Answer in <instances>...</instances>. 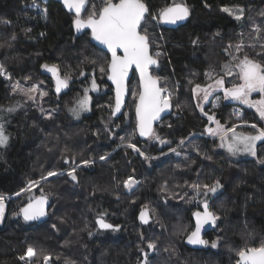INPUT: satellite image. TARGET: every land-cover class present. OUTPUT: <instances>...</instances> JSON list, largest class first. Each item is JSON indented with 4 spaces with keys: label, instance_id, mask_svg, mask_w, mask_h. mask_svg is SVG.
Returning a JSON list of instances; mask_svg holds the SVG:
<instances>
[{
    "label": "trees",
    "instance_id": "trees-1",
    "mask_svg": "<svg viewBox=\"0 0 264 264\" xmlns=\"http://www.w3.org/2000/svg\"><path fill=\"white\" fill-rule=\"evenodd\" d=\"M86 1L82 19L90 4L95 10L102 7V0ZM171 1L143 0L148 17ZM32 2L44 8V21L26 9ZM182 3L189 9L187 21L168 29L154 20L158 30H151L154 37H149L150 44L161 49L158 58L153 54L159 67L151 74L159 78L161 87L163 77L176 82L178 95L171 96L170 102L172 111L178 105L181 114L163 118L159 122L163 125L154 126V136L141 139L134 117L139 92L134 73L126 107L115 118L106 109L107 105L113 108L112 89L106 82L108 66L98 68L92 63L93 54L102 51L91 43L89 31L75 33L76 16L52 0H0V66L5 74H0V112L18 99L24 105L0 120L8 135L7 145L0 149V196L4 198L0 264H145V254L147 264H236L239 249L264 242V163L260 158L264 141L258 144L256 158L233 160L218 149V138H211L207 131L219 121L225 130L255 134L251 125L262 128L261 121L250 108L234 118V103L223 102L211 109L209 98L203 105V95L193 93L197 84L206 87L217 80L207 79L206 72L218 71L227 61V49L241 40L245 47L237 56L264 63V43L257 40H264V0ZM224 8L243 9L242 21L230 17ZM260 10L261 34L256 37L250 32L251 14ZM45 65H55L60 79L68 80L70 87L56 93L55 80ZM93 80L99 91L91 94L90 112L74 121L65 110ZM37 83L44 86L46 95L41 101L25 102L19 89ZM43 109L46 113L56 109V113L45 117ZM209 115L214 121H209ZM126 143L150 157L165 155L156 160L141 158ZM102 157L106 160L100 161ZM69 169H74L75 180L69 173L45 178L50 172ZM129 177L139 184L127 193L123 183ZM217 182L221 189L214 195L203 187ZM194 184L201 188L194 189ZM39 195L50 200L48 219L26 224L19 210ZM204 201L218 219L204 237L205 247L192 250L184 241L194 228L193 214ZM142 209L150 213L148 226L137 220ZM98 215L120 228L99 231L94 223ZM149 242L156 247L149 249ZM28 248L36 252L31 262L21 259ZM59 255L65 259L60 261Z\"/></svg>",
    "mask_w": 264,
    "mask_h": 264
},
{
    "label": "snow or ice",
    "instance_id": "snow-or-ice-1",
    "mask_svg": "<svg viewBox=\"0 0 264 264\" xmlns=\"http://www.w3.org/2000/svg\"><path fill=\"white\" fill-rule=\"evenodd\" d=\"M63 3L70 11L74 10L77 31L82 28H90L93 38L105 45L111 53V60L108 64V72L110 73L108 79L115 84L116 88L115 112L120 111L123 98L128 90L125 82L129 70L134 66L139 72L140 90L138 102L135 105L137 128L141 136L154 135L153 122L159 119L161 112L170 107V96L172 94L165 87L159 85V78L153 77L149 72L150 66L156 65L157 60L150 54V39L147 28L143 24L149 11L146 4L143 0H102V7L99 10H95V5H93L94 10L85 20L81 18V13L85 9L86 0H63ZM223 10L232 14L228 8ZM242 12L243 10L241 9V14L235 17L237 20L242 18ZM188 15L189 9L187 6L183 3H173L160 9L158 15H153L152 18L164 23L175 24L177 21L186 19ZM255 31L259 32L260 29L256 28ZM252 46L249 45V47ZM235 47L237 52H241L245 45L241 40ZM118 52H122V55L118 54ZM156 55L159 56L160 53ZM233 60L237 61L234 65L237 71L233 72V65L225 64L221 78L215 80L214 85L209 84L206 87H201V85L197 84L193 89L194 95L203 92V100L207 101L208 97L212 94L211 90L222 89L225 99L238 100L251 108H255L260 118L264 119V63L250 59L247 55L243 59L233 55ZM44 67L56 79L57 92L67 87L66 80L60 79L55 65L51 67L45 65ZM100 71L104 72L105 69L101 68ZM0 74H3L2 66H0ZM224 76H234L237 82L232 83L231 87H225ZM92 87L93 89L96 88L95 80L92 82ZM21 90L23 91V89ZM35 91H37L35 86L27 90V92ZM253 93H259L260 99H251ZM42 95H46V93H42ZM29 98L32 99L33 97L30 96ZM89 99L86 89L84 98L78 102L80 110L87 109ZM197 106L200 107L202 112L204 111L201 105L198 104ZM70 111L78 115V109L73 108ZM208 119L209 121H214V116L209 115ZM215 123L217 124V128H208L207 131L212 135L221 134V140L224 141L221 147H226L228 152L233 155L239 152H247L255 156L257 141H264V128L258 129L256 124L251 125L256 130L255 134H243L237 133L235 128L225 130L220 126L219 121H215ZM229 131L232 133L230 138L228 137ZM156 138L159 139V137ZM7 141L8 136L5 134L3 125H0V146L5 145ZM161 143H164V141H161ZM129 147L139 151L135 148V145L130 144ZM261 163H264V161H261ZM48 175L53 176L56 173L50 172ZM69 175L72 176L73 180L76 179L73 172H69ZM133 183L135 181L130 177L125 182V187L131 188ZM192 187L199 190L201 185L194 184ZM203 187L208 192L215 193L220 184L217 182L214 186L204 185ZM27 190L30 191V188ZM3 201V196H0V217L4 213ZM46 203V197L40 196L31 199L20 211L23 213L25 220L37 219L46 214L44 207ZM203 208V212L197 211L193 214L196 223L194 230L187 236V241L190 244H207L208 241L201 238V230L206 224L214 225L218 219L217 216L209 211L207 201H204ZM140 219L144 223L148 222L147 211L141 212ZM97 223L104 229L113 227V225L106 223L102 218L98 219ZM155 247L154 243H148L149 249H154ZM212 247H216V242H212ZM27 255L29 257L34 255L31 248L27 250ZM237 256L238 260L236 264H264V242H261L259 247L239 249ZM21 259H24V257H21ZM145 264H147V254H145Z\"/></svg>",
    "mask_w": 264,
    "mask_h": 264
},
{
    "label": "rangeland",
    "instance_id": "rangeland-1",
    "mask_svg": "<svg viewBox=\"0 0 264 264\" xmlns=\"http://www.w3.org/2000/svg\"><path fill=\"white\" fill-rule=\"evenodd\" d=\"M94 3V2H93ZM173 3H182V0H172L171 1V5L173 4ZM26 7V9H28L29 11H30V13H32V14H34V15H38V20L39 21H44L45 20V18H46V14H44L45 13V10H44V8L43 7H41L40 5H38L36 2H32V3H30L28 6H25ZM93 6H91V4H90V6H89V8H87L86 9V13H85V15H84V18L83 19H87V17H88V15L93 11ZM225 9V8H224ZM228 9H230L231 10V13L232 14H229V12H225V13H227L230 17H232L233 19H235V20H237L235 17L237 16V15H240L241 13H240V10H241V8H228ZM243 10V9H242ZM159 13V12H158ZM158 13L156 12V13H154V15H158ZM33 15V16H34ZM261 15H262V10H260L257 14H251V27H250V32L254 35V36H256V37H260L259 35L261 34V30L259 31V32H257V31H255V29L256 28H259L258 26H259V19H260V17H261ZM152 17H153V14H152ZM152 17H146V20L144 21V27H146L147 28V32H148V35H149V37H152L153 36V31H156V30H158L157 29V24H156V22L153 20V18ZM242 19H243V12H242V18L241 19H239L238 21H242ZM158 22H160V21H158L157 20V23ZM2 24H8L6 21H2L1 22ZM151 30H153V31H151ZM154 37V36H153ZM258 41H260L261 43H264V40H263V38H261L260 37V40L259 39H257ZM240 43V42H239ZM238 44V43H237ZM236 44V45H237ZM235 45V46H236ZM235 46H233V47H230L229 49H227V51L225 52L226 53V55H227V61H225L222 65H221V68L218 70V71H213V70H208L207 72H206V77H207V79L209 78L210 79V77L213 79V78H217V79H220L221 78V76L223 75V67H224V65L225 64H231V65H233V72H235V71H237V69H235V67H234V65L237 63V61H235V60H233V55H235V56H237V54L239 53V52H237L236 51V47ZM160 48H159V46L156 44V43H151L150 44V51H151V55L153 56V54H157V53H159L160 52ZM104 57H106V58H104ZM156 57L158 58V56L156 55ZM241 59H243V58H241ZM92 63L93 64H95L98 68L101 66V65H104V64H107V66H108V64H109V58H108V55L106 54V53H104V52H102V54L101 53H98V54H93V57H92ZM154 73H156V72H154ZM4 77H5V74H4V72H3V74H2ZM107 77V76H106ZM224 78V80H225V87H231V85H232V83H234V82H237L236 81V79H235V77L234 76H224L223 77ZM168 79V80H167ZM170 80V81H169ZM173 79H169L168 77H163L162 79H161V85H162V87H165L172 95V97L174 96V97H176L177 95H178V91H177V84H176V82L175 81H172ZM66 82H67V87H66V90L70 87V85H69V81L68 80H66ZM173 83V84H172ZM213 85H214V82L212 83ZM18 86H19V88H20V85L18 84ZM17 86V87H18ZM33 86H35L36 88H37V91H35V92H27V90L28 89H30V88H32ZM55 87H56V85H54V89H55ZM22 89H23V91L21 90V89H19L20 90V94L22 95V98H23V100L25 101V102H31L32 100L33 101H41L43 98H44V96L45 95H42V93H45V88H44V86L41 84V83H37V84H31V85H28V86H22ZM87 89V96L90 98L89 99V103H88V106H87V109L86 110H80L79 109V101L81 100V99H83L84 98V96H85V90ZM85 90H84V92H83V95L82 96H80V97H78L75 101H74V104L73 105H71L70 107H67L66 108V110H65V113H67L68 115H70V117L74 120V121H78V120H80L83 116H85V115H87L89 112H90V106H91V94L92 93H97L98 91H99V88L96 86V88L95 89H93V87H92V83H91V85H89L87 88H86ZM212 91V94L208 97L209 98V101L211 102V109H214V108H216L220 103H223V102H225V103H234V105H233V114H234V118H240L241 116H242V111H243V108H250V109H252L253 111H255L256 112V110H255V108H251V107H249L248 105H245V104H243V103H241L240 101H238V100H233V99H225L224 98V93H223V90L222 89H215V90H211ZM202 95H204V93L203 92H199L198 93V96L200 97V96H202ZM33 97L32 99H30L29 97ZM170 96V97H171ZM135 97V94H134V92H133V94H132V96H131V100L133 99ZM171 97V98H172ZM251 99H253V100H258V99H260V94L259 93H253L252 94V96H251ZM204 103H205V101L203 100V98H202V102L200 103V104H203L204 105ZM24 107V105L22 104V102L18 99V100H16L11 106H9L8 108H5L4 110H2L1 112H0V120L2 119V118H6V117H8V116H11V115H14V114H16L19 110H21L22 108ZM175 109L173 108V111H172V113H171V115L173 116V118H177L180 114H181V111H180V108H179V106L178 105H175ZM73 108H76V109H78V115L77 114H75V113H73L72 111H70V109H73ZM106 109L108 110V112H111V107H110V105H107V107H106ZM210 109V110H211ZM43 112H44V116L45 117H52V116H54L55 115V113H56V109H52L51 110V112L50 113H46L45 111H44V109H43ZM257 113V112H256ZM257 115H258V117H259V119H260V121H261V124H262V128H264V119H261L260 118V116H259V114L257 113ZM3 120V119H2ZM5 123V122H4ZM4 123H2V122H0V125H3V127H4ZM158 125H163L162 123L160 124H158ZM221 126V125H220ZM223 127V126H222ZM217 128V124L216 123H214V126H213V129H216ZM224 128V127H223ZM225 129V128H224ZM115 130H117V128L115 127ZM256 131V130H255ZM244 134V133H243ZM7 135V134H6ZM8 136V135H7ZM154 136V135H153ZM232 136V133H228V137L230 138ZM210 137L212 138V137H214V138H218V140H219V145H218V149L220 150V151H222V152H224V154L228 157V158H230V159H233V160H238V159H245V158H256L257 157V155H258V152H259V143L261 142V141H257V146H256V155L255 156H252V155H250V154H248L247 152H239V153H237V154H235V155H233V154H231L230 152H228V150H227V148L226 147H221V144L224 142V141H222L221 140V134H217V135H212V134H210ZM151 141H152V144H156V142H154V140L153 139H151ZM8 142V141H7ZM7 145V143L5 144V145H2V146H0V149L1 148H3V147H5ZM129 143H126L124 146L125 147H128L134 154H137L139 157H141V158H146V159H150V160H156L157 158H159V157H161V156H164L165 155V153L164 154H161V155H157V156H155V157H150L149 155H147V154H145L143 151H141V150H139V151H136V150H134L132 147H129ZM137 149V148H136ZM170 152H172V153H174L175 151H173V149L170 151ZM263 153H264V151H263ZM259 156V155H258ZM260 158H261V160L262 161H264V155H261L260 156ZM104 160H106V158H104V159H101L100 161H104ZM75 169V168H74ZM74 169H69V170H67V171H65L64 173H58V171H54L53 173H56V175H53V176H49V175H46L45 176V178H46V180L47 179H51V178H55V177H58V176H62L63 174H66V173H69V172H73V170ZM130 178V177H129ZM129 178H127L126 179V181H128L129 180ZM134 180V179H133ZM125 181V182H126ZM135 181V183H133V185H132V187L131 188H128V187H125V182L123 183V189H124V192L126 191L127 193L130 191V190H132L134 187H136V186H138V184H139V181H137V180H134ZM37 186V184L36 185H33V186H31V187H29L30 189H34L35 187ZM29 188H26V189H24L23 191H21L20 193H18V195H16V197L17 196H19V195H22L24 192H26L27 191V189H29ZM220 189H221V187H220ZM220 189H219V191H220ZM207 191V190H206ZM211 195H214L215 193H213V192H209ZM98 217H100L99 215H98ZM1 219H3V216L2 217H0ZM1 219H0V221H1ZM29 249V248H28ZM27 249V250H28ZM32 250H33V252H34V255L33 256H31V257H29L28 255H27V250H26V254H25V256H24V259L25 258H27L28 260H26L27 262H31L30 260H32L34 257H35V250L33 249V248H31ZM58 258H59V260L60 261H63L65 258H63L61 255H59L58 256Z\"/></svg>",
    "mask_w": 264,
    "mask_h": 264
},
{
    "label": "water",
    "instance_id": "water-1",
    "mask_svg": "<svg viewBox=\"0 0 264 264\" xmlns=\"http://www.w3.org/2000/svg\"><path fill=\"white\" fill-rule=\"evenodd\" d=\"M52 1L58 2L59 4H61V6H62V7L68 12V13L75 15L74 10L70 11L67 7H65V5H64V3H63V0H52ZM86 5H87V1H86ZM85 7H86V6H85ZM147 8H148V7H147ZM148 10H149V8H148ZM83 11H84V10H82V12H83ZM81 14H82V13H81ZM148 14H149V11H148V13L146 14V17L148 16ZM75 16H76V15H75ZM188 17H189V15H188ZM188 17H187L186 19H184V20L177 21L175 24L164 23V22H162V21H160V22H161L162 25H164V26H165L166 28H168V29H177V28H179L180 26H182V25L187 21ZM75 19H76V18H75ZM143 23H144V22H143ZM72 26H73V29H74L75 33L78 34V35L82 34V33L85 32V31H89V33H90V41H91V43H92L97 49H99V50H101L102 52L106 53V54L108 55L109 62H110V60H111V53H110V51L107 49V47H106L105 45L101 44L99 41H97V40H95V39L93 38V36H92V32H91V29H90V28H82L81 30L77 31L76 26H75V20L73 21ZM118 54H121V55H122V52H118ZM150 54H151V51H150ZM153 58H154V57H153ZM154 59H155V58H154ZM158 67H159V63H158V61H157V64H156V65H152V66H150V68H149V72H150V74H151V70H152V69H157ZM133 73L136 75V78H137V81H138V88H139V90H140V78H139V72L135 69L134 66H133L132 69L129 70V74H128V77H127L126 82H125V83H126V87H127V89H128V84H129V81H130V79H131ZM47 74H48L50 77L54 78V77H53V74H52L51 72H49L48 70H47ZM109 74H110V73L108 72V68H107L106 82L111 86L112 94H113V108H112V114H113V116H114L115 118H118V117L123 113V111H124V109H125V107H126L127 98H128V90H127V92L125 93V96H124V98H123V103H122V106H121L120 111H119V112H115L116 88H115V84H114L111 80L108 79V75H109ZM151 75H152V74H151ZM54 80H55V78H54ZM159 85H160V84H159ZM62 89H63V88H62ZM62 89H61L59 92H61ZM55 91H56V87H55ZM59 92L56 91V93H59ZM138 93H139V92H138ZM137 102H138V96H137V99H136V103H137ZM136 103H135V105H136ZM171 113H172V105H171V102H170V107H169L168 109H166L165 111L161 112V113H160V117H159V119H157L156 121L153 122V128H154V126H156V125H157V124H158L163 118H165V117L171 115ZM134 117H135V119H136L135 108H134ZM136 131H137V135H138L139 138L143 139V138L146 137V136H141V135L139 134V130H138V128H137V119H136ZM40 196H43V195L36 196L35 198H38V197H40ZM44 197H46V196H44ZM35 198H33V199H35ZM46 199H47V203H46L45 206H44V207H45V213H46L45 215L40 216V217L37 218V219L25 220V219H24V216H23V213H21V211L19 210V215H20V218L22 219V221L25 222L26 224H39V223L45 222V221L48 219V216H49V208H50V200H49L47 197H46ZM28 203H29V201H28L26 204H24L22 207H25ZM22 207H21V208H22ZM21 208H20V209H21ZM142 211H147V213H148V222H147V223H144V222L140 219V215H141V212H142ZM203 211H204V208H203V204H202L201 210H200L199 212H203ZM196 212H197V211H196ZM101 218H102V217H96L95 220H94L95 226H96V228H97L99 231H101V232L117 231V230L120 228L119 226H113L112 228H109V229L101 228L100 225L97 223V220H98V219H101ZM102 219H103V218H102ZM103 220H104V219H103ZM137 220H138V222H139L142 226H148V225H150L151 222H152V219H151L150 213H149V211H148L147 209H142V210L139 212V214H138V216H137ZM104 221H105L106 223L110 224L108 221H106V220H104ZM193 223H194V228H195L196 219H195V216H194V215H193ZM111 225H112V224H111ZM213 227H214L213 224H206V225H204V227H203L202 230H201V238L205 240V238H204L205 235H206L207 233H209V232L212 230ZM194 228H193V230H194ZM184 242H185V245H186L188 248L192 249V250L203 249V248L205 247V244H190V243H188L187 238L185 239ZM144 260H145V258H144ZM237 260H238V259H237Z\"/></svg>",
    "mask_w": 264,
    "mask_h": 264
},
{
    "label": "flooded vegetation",
    "instance_id": "flooded-vegetation-1",
    "mask_svg": "<svg viewBox=\"0 0 264 264\" xmlns=\"http://www.w3.org/2000/svg\"><path fill=\"white\" fill-rule=\"evenodd\" d=\"M54 85H56V79H55V81H54ZM219 189H220V187L217 188L216 193H218ZM200 210H201V209H198L197 211H200Z\"/></svg>",
    "mask_w": 264,
    "mask_h": 264
},
{
    "label": "crops",
    "instance_id": "crops-1",
    "mask_svg": "<svg viewBox=\"0 0 264 264\" xmlns=\"http://www.w3.org/2000/svg\"><path fill=\"white\" fill-rule=\"evenodd\" d=\"M237 132V131H236ZM229 134L231 133L230 131L228 132ZM238 133V132H237Z\"/></svg>",
    "mask_w": 264,
    "mask_h": 264
}]
</instances>
